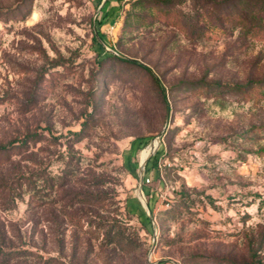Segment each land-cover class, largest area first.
Masks as SVG:
<instances>
[{"label": "rangeland", "instance_id": "1", "mask_svg": "<svg viewBox=\"0 0 264 264\" xmlns=\"http://www.w3.org/2000/svg\"><path fill=\"white\" fill-rule=\"evenodd\" d=\"M163 1L0 0V264H264V33Z\"/></svg>", "mask_w": 264, "mask_h": 264}, {"label": "trees", "instance_id": "2", "mask_svg": "<svg viewBox=\"0 0 264 264\" xmlns=\"http://www.w3.org/2000/svg\"><path fill=\"white\" fill-rule=\"evenodd\" d=\"M173 0H165L163 1L165 6L173 5ZM142 4V3H140ZM141 6H144L143 4ZM238 10H241L238 19L244 20L243 26H246V31L244 34L252 36V37H258L259 35L264 33V0H238L237 1ZM109 58H116L110 53L106 54ZM117 60L124 62V63H132L137 64L133 61L124 60L120 58H116ZM141 69L146 71L152 79L156 82L155 77L151 74L149 69L144 66L137 64ZM251 90L252 89H259L260 92L264 95V81L262 82H254L251 83V85L248 87ZM5 147H0V155L5 154L6 152ZM150 209L152 210V207L150 206Z\"/></svg>", "mask_w": 264, "mask_h": 264}, {"label": "bare ground", "instance_id": "3", "mask_svg": "<svg viewBox=\"0 0 264 264\" xmlns=\"http://www.w3.org/2000/svg\"><path fill=\"white\" fill-rule=\"evenodd\" d=\"M160 143L157 139H155L148 147H146L140 156V171H142L143 166L145 165L146 161L155 153V151L159 148ZM138 196L141 199L144 209L146 210L145 199L143 194L141 193L140 189L138 190Z\"/></svg>", "mask_w": 264, "mask_h": 264}, {"label": "water", "instance_id": "4", "mask_svg": "<svg viewBox=\"0 0 264 264\" xmlns=\"http://www.w3.org/2000/svg\"><path fill=\"white\" fill-rule=\"evenodd\" d=\"M157 140H158V142L160 143V140H161V135H159L158 137H157ZM147 162V161H146ZM146 164V163H145ZM143 171H144V166H143V169H142V171H140V191H141V189H142V177H143ZM142 193V192H141ZM145 205H146V203H145ZM146 211L148 212V208H147V206H146Z\"/></svg>", "mask_w": 264, "mask_h": 264}]
</instances>
